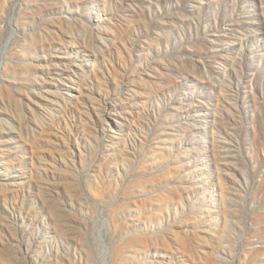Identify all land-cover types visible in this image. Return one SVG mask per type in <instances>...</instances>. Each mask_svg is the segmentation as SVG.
Listing matches in <instances>:
<instances>
[{
    "label": "rangeland",
    "instance_id": "obj_1",
    "mask_svg": "<svg viewBox=\"0 0 264 264\" xmlns=\"http://www.w3.org/2000/svg\"><path fill=\"white\" fill-rule=\"evenodd\" d=\"M0 264H264V0H0Z\"/></svg>",
    "mask_w": 264,
    "mask_h": 264
}]
</instances>
